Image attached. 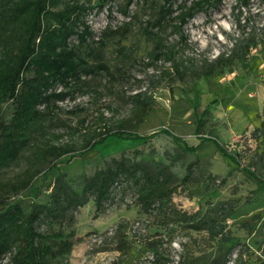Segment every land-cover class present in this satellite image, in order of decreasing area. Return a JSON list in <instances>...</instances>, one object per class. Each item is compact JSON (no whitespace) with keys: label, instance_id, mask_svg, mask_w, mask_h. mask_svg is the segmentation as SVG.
I'll use <instances>...</instances> for the list:
<instances>
[{"label":"rangeland","instance_id":"1","mask_svg":"<svg viewBox=\"0 0 264 264\" xmlns=\"http://www.w3.org/2000/svg\"><path fill=\"white\" fill-rule=\"evenodd\" d=\"M96 1L92 0V4ZM126 3L127 0H113L111 13L105 6L100 12L93 10L87 15L94 38L105 25L114 28L130 22V30L124 37L106 39L98 49L112 69L115 66L124 69L122 79L109 80L104 74L86 76V91L78 93L74 100L58 102L59 108L44 120L47 136L61 134L58 141L76 139L78 134H72V128L79 126L83 118L92 121L100 111L109 122L127 116L132 108L127 94L149 83L150 68L143 63L153 45L141 30L146 20L157 17L164 1L132 0L124 16L120 9ZM238 13L235 0H223L218 8L197 13L184 26L189 37L184 54L198 60L226 51L231 38L238 34L235 23ZM243 17H249L246 30L255 28L258 31L264 22V3L251 0V9H242L240 18ZM164 36L168 42L178 38L171 25H167ZM91 46L95 44L83 46L81 53L88 54ZM120 46L123 47L121 53ZM171 86L172 91L166 84L153 89V103L136 128L142 135L160 129L169 130L171 135L156 133L146 140L108 138L81 155L70 159L63 156L57 170L37 176L31 189L11 195V199L19 201L22 210L27 212L33 199L38 203L49 200V184L59 173L65 175L74 189L80 190L84 176L112 163L113 158L140 162L151 171L166 168L169 182L178 185L173 201L188 212L197 209L205 212L222 202V222L239 243L227 253L228 245L224 241H209L203 230L157 226L154 212L145 213L136 204L132 180L123 179L121 186L99 209L95 208L93 200H88L74 211V221L68 228L75 232L71 239L80 237L81 240L73 244L61 264H116L119 254L115 250L116 232L120 222L132 247L117 264H152L155 254L143 241L151 239L155 232H160L163 238L158 254L169 259L163 264H178L186 250L197 256L201 264H210L217 257L224 262L220 264H264V188L256 189L257 181L241 170V167L249 168L264 180V127H260L264 120V39L251 50L248 60L235 61L222 73L175 81ZM75 105L81 107V111L70 113ZM204 108L208 112L202 115L205 121L201 131L196 133V120ZM11 109V103L4 104L6 119ZM198 135L216 137L230 153L238 154L240 166L225 159L212 141L200 143ZM198 143L199 148L193 152L183 150L184 144L194 146ZM188 165L192 168V178L199 183L185 185L180 182ZM25 166V158L20 157L0 170V181L13 178ZM43 228L45 224L41 223L39 229Z\"/></svg>","mask_w":264,"mask_h":264},{"label":"trees","instance_id":"2","mask_svg":"<svg viewBox=\"0 0 264 264\" xmlns=\"http://www.w3.org/2000/svg\"><path fill=\"white\" fill-rule=\"evenodd\" d=\"M112 1L97 0L92 4V0H0V170L20 157L26 161V166L16 176L0 181V264H61L73 244L81 240L80 237L71 239L75 232L68 228L74 221V211L88 200H93L95 208L99 209L121 186L123 179L132 180L136 204L145 213L154 212L157 226L176 225L187 231L203 230L209 241H224L228 245L227 253L239 243L222 222V202L205 212L201 209L188 212L173 201L178 185L169 182L166 168L151 171L140 162L113 158L112 163L84 176L80 190L74 189L65 175L59 173L49 184V200L38 203L33 199L27 212L22 210L19 201L11 199V195L31 189L37 176L43 177L57 170L63 156L70 159L81 155L108 138L146 140L156 133L171 135L167 129L144 135L136 130L153 103V89L166 84L172 91L171 84L175 81L222 73L235 61L248 60L251 50L264 39V22L258 31L255 28L246 30L249 17L240 18L242 9H251V0H235L239 9L235 21L238 34L231 38L230 47L213 58L196 60L184 54L189 40L184 26L197 13L218 8L223 0H163L157 17L142 25V35L153 45L143 63L150 68L149 83L127 94L132 107L130 114L109 122L100 111L92 121L83 118L79 126L72 128V134H78L76 139L58 141L61 134L49 137L44 126V120L59 108L58 102L74 100L78 93H84L86 76L104 74L109 80H118L125 73L122 67L112 69L101 58L98 49L103 47L106 39L124 37L130 30V22L125 21L114 28L105 25L94 38L87 19L91 11L100 12L105 6L111 13ZM260 1L264 3V0ZM131 2L127 0L120 9L122 15L127 16ZM167 25L178 34L174 42H168L164 36ZM91 43L95 46L83 55L81 48ZM122 49L120 46V53ZM7 102L12 105L8 119L4 117ZM192 107L196 115V104L193 103ZM77 111H81L77 105L69 110L70 113ZM207 112L208 109L204 108L198 116L196 133L201 131L205 121L202 115ZM260 127H264V120ZM198 137L200 143L212 141L225 159L236 167L240 166L238 154L230 153L216 137ZM200 143L194 146L184 144L183 150L193 152ZM241 170L257 181L256 189L264 188V180L253 170L244 167ZM192 173L191 165H188L180 182L185 185L199 183L192 178ZM41 223L45 228L39 229ZM153 235L143 244L155 254L152 264H163L169 259L158 254L162 234L155 232ZM131 247L120 222L116 232L115 250L119 253L116 264L123 261ZM198 259L186 250L178 264H201ZM220 260L221 257H217L210 264L224 263Z\"/></svg>","mask_w":264,"mask_h":264},{"label":"crops","instance_id":"3","mask_svg":"<svg viewBox=\"0 0 264 264\" xmlns=\"http://www.w3.org/2000/svg\"><path fill=\"white\" fill-rule=\"evenodd\" d=\"M246 119L248 120V118L246 117Z\"/></svg>","mask_w":264,"mask_h":264}]
</instances>
